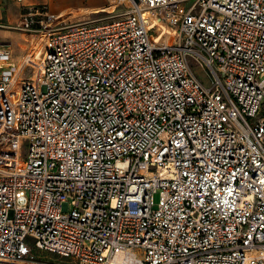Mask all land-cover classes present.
Masks as SVG:
<instances>
[{"label":"built area","instance_id":"built-area-1","mask_svg":"<svg viewBox=\"0 0 264 264\" xmlns=\"http://www.w3.org/2000/svg\"><path fill=\"white\" fill-rule=\"evenodd\" d=\"M187 1L0 23V264H264V0Z\"/></svg>","mask_w":264,"mask_h":264},{"label":"rangeland","instance_id":"rangeland-1","mask_svg":"<svg viewBox=\"0 0 264 264\" xmlns=\"http://www.w3.org/2000/svg\"><path fill=\"white\" fill-rule=\"evenodd\" d=\"M193 1L194 0L187 1L185 3L186 6L189 7ZM69 4H70L69 6L71 7L67 9H62V10H58L60 8L59 6L61 5L59 3L52 4L49 2L47 3V6L49 7L50 13L52 14L64 13L65 15L69 16L73 22L99 21L103 19H108L110 17H113L125 11L124 7L117 6L114 3L112 4L111 2L107 0H104L98 4H93L92 2L88 0H82V1L79 0V2H71ZM64 5L62 6L68 7ZM93 5H104L105 10L102 11L103 8L99 7V9L95 12H99V11H102V12H99V13L88 12L89 10L90 11L92 10L91 8ZM0 10H1L0 18H2V23L9 24L8 19L12 17V12L13 11L17 12L18 10H20V7L16 4L15 0H2L0 3ZM88 13H91V15L87 16ZM26 15H27V9L23 8L22 16L25 18ZM15 26L17 29H9V28L3 29V31L1 32V35L5 37L8 42H12L11 43L12 46H15V42L12 40L18 37L19 38L18 41L21 45H23V47L26 48V45L30 47L31 43H29L28 40L30 39L31 42H33V40L35 39V35H34L35 33L28 29H24L25 27L23 24H15ZM28 49L29 48L23 49L24 50L23 56L27 54V52L29 51ZM35 49H36V46L34 48V52H35ZM39 57H40V52L38 54V58ZM195 71L197 75L199 76V78L203 81V83L206 86H209L211 82V78H210V75L207 73V71L203 69L202 67H198V66H195ZM158 199H159L158 195H155L156 202L158 201ZM28 241L31 244H33L32 239H28ZM33 253L37 258H40L48 262H54V263H59V264H65V263L70 262L69 258L60 256L56 253L49 252L46 250H40V249L34 248Z\"/></svg>","mask_w":264,"mask_h":264},{"label":"crops","instance_id":"crops-1","mask_svg":"<svg viewBox=\"0 0 264 264\" xmlns=\"http://www.w3.org/2000/svg\"><path fill=\"white\" fill-rule=\"evenodd\" d=\"M1 1L2 0H0V3H1ZM80 1H82V0H80ZM88 1L92 2L93 4H98V3H100V2H102L104 0H88ZM107 1H109V0H107ZM15 2L20 7V10H18L17 12H14L13 11L12 12V17L9 18V19H8L7 15H6L9 24L2 23V18H0V21H1L0 23L5 24V25H8V26H15V24H22V21L24 19V17L22 16L23 8L27 9L26 6H29V5H33V6L47 5V3H49V2L52 3V4L53 3H59L61 5L59 6L60 8L58 10H62V9H67V8L71 7V6H69L70 5L69 3H71V2H79V0H26L24 3H19L17 0H15ZM64 4H66V5H64ZM62 5L68 6V7H63ZM99 7L100 8H103L102 11L105 10L104 9L105 8L104 5H93L92 8H91L92 10L91 11L89 10L88 12H91V13H99V12H102V11L95 12V11H97L99 9ZM0 13H1V10H0ZM91 13H88L87 16H90ZM2 31H3V29L1 30V32ZM16 36H18V35H16ZM18 39L19 38L17 37L14 40H12V41L15 42V46H12V44H11L12 42H9L10 43V46H11V48L13 50L12 60H13V63H15V64H20V63L24 62L25 57L27 56V54L30 52V49H31V45H30V47H28L26 45V48L23 47V45H21L19 43ZM28 42L29 43H32L30 39L28 40ZM27 48H29L28 49L29 51L27 52V54H25L23 56V53H24V50L23 49H27Z\"/></svg>","mask_w":264,"mask_h":264},{"label":"bare ground","instance_id":"bare-ground-1","mask_svg":"<svg viewBox=\"0 0 264 264\" xmlns=\"http://www.w3.org/2000/svg\"><path fill=\"white\" fill-rule=\"evenodd\" d=\"M115 264H138L134 253H119L114 261Z\"/></svg>","mask_w":264,"mask_h":264}]
</instances>
